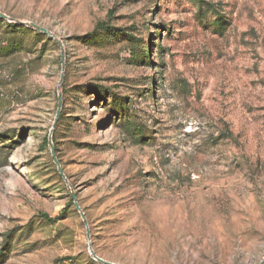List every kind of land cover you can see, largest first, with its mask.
Returning a JSON list of instances; mask_svg holds the SVG:
<instances>
[{"label":"rangeland","instance_id":"obj_1","mask_svg":"<svg viewBox=\"0 0 264 264\" xmlns=\"http://www.w3.org/2000/svg\"><path fill=\"white\" fill-rule=\"evenodd\" d=\"M196 1L0 0V264H264V0Z\"/></svg>","mask_w":264,"mask_h":264},{"label":"trees","instance_id":"obj_2","mask_svg":"<svg viewBox=\"0 0 264 264\" xmlns=\"http://www.w3.org/2000/svg\"><path fill=\"white\" fill-rule=\"evenodd\" d=\"M188 1L194 2L195 5L197 6L198 10L196 13H197V16L200 22L203 25H206V27H209L212 31H214L215 34L217 35L221 34L222 27H223V24H225V22L219 16L216 6L209 5V6H206L205 8H202V5L200 2H197L196 0H188ZM100 28L103 29L101 25L98 27V29ZM0 29H6L11 35H16L20 32H32L35 36L42 35L38 31H35L31 28H27V27H24L18 24H10L3 19H0ZM2 41L0 43V55L10 54V50L8 51L6 50V48L2 47ZM79 41H81V39ZM102 92L103 91L98 90L99 94ZM101 101L105 103V101L107 100L105 98H101ZM109 110H111L112 115L116 117L118 121H120L121 123L120 127H122V131L123 133H125L126 136L131 137L130 139L140 138L141 141L145 139L146 136L144 134V129L140 125L136 124L133 118H130L131 116H129L128 114V110L125 105V102L112 96L111 103L109 104ZM5 137H9V136H5ZM5 137L0 135V142L2 139H5ZM10 137L12 138V136ZM5 149H8V148L0 147V152H4ZM57 176H58V179H60L59 174ZM2 255L3 254L0 255V259L3 258Z\"/></svg>","mask_w":264,"mask_h":264},{"label":"water","instance_id":"obj_3","mask_svg":"<svg viewBox=\"0 0 264 264\" xmlns=\"http://www.w3.org/2000/svg\"><path fill=\"white\" fill-rule=\"evenodd\" d=\"M0 19L6 20L8 22H12L13 24H18V25H21V26H24V27H27V28H31V29H33L35 31H38L40 33H43V34L47 35L49 38L54 39V37L46 29H44L42 27H39V26H37V25H35L33 23L22 22V21L14 20V19H12V18H10V17H8V16H6V15H4L2 13H0ZM55 41H56V43L58 44V46L60 48V59H61V68H62L61 75H60V81H59V86H60L61 81H62V78H63V66H64L63 61H64V56H63V49H62L61 42L59 40H57V39H55ZM57 100H58V106H59L60 105V96L59 95H58ZM50 141H51V135L48 136V144H49V146H51ZM51 150H52V147H51ZM52 158H53L54 162L57 163L56 160H55V158H54V156H53V153H52ZM57 171H58L59 176L66 182V179H65V177H64V175H63V173H62V171H61V169H60L59 166L57 167ZM71 198H72V201H73L74 208L80 214V218H81V220H82V222H83V224L85 226L86 236L89 239V231H88L87 222L85 220V216H84L83 212H81V210H80V208H79V206L77 204L76 198H75V196H74L73 193H71ZM88 251H89L90 258L93 261H95V262H97L99 264H112V263H109V262H107V261L99 258L95 254V252L92 250V248L90 246V243H89Z\"/></svg>","mask_w":264,"mask_h":264}]
</instances>
